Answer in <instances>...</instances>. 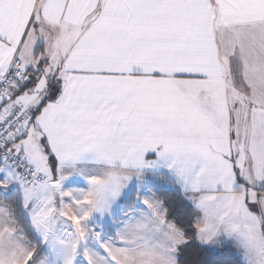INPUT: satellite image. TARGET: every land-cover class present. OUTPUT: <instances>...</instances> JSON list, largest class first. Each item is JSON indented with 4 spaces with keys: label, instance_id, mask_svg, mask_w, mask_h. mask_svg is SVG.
Returning a JSON list of instances; mask_svg holds the SVG:
<instances>
[{
    "label": "snow or ice",
    "instance_id": "6c2138e0",
    "mask_svg": "<svg viewBox=\"0 0 264 264\" xmlns=\"http://www.w3.org/2000/svg\"><path fill=\"white\" fill-rule=\"evenodd\" d=\"M0 264H264V0H0Z\"/></svg>",
    "mask_w": 264,
    "mask_h": 264
}]
</instances>
